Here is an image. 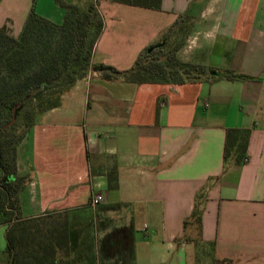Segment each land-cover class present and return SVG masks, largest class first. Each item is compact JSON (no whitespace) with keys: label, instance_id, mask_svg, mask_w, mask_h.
<instances>
[{"label":"crops","instance_id":"crops-1","mask_svg":"<svg viewBox=\"0 0 264 264\" xmlns=\"http://www.w3.org/2000/svg\"><path fill=\"white\" fill-rule=\"evenodd\" d=\"M33 8L64 21L55 0H2L0 28L19 37ZM99 11L94 64L132 68L184 16L182 61L250 78L136 85L91 71L18 148V174L31 178L22 216L54 232L60 264H189L196 242L216 264H264V0H162L161 10L101 1ZM229 130L249 133L244 163L224 171Z\"/></svg>","mask_w":264,"mask_h":264},{"label":"trees","instance_id":"trees-1","mask_svg":"<svg viewBox=\"0 0 264 264\" xmlns=\"http://www.w3.org/2000/svg\"><path fill=\"white\" fill-rule=\"evenodd\" d=\"M101 1L153 10H161L162 6V0H94L83 5L58 1L65 12L62 24L38 15L33 8L19 37L0 28V228H7L8 264H60L54 232L42 229L37 219L22 216L20 195L31 178L18 174V148L37 119L59 107L64 94L79 80L91 71L100 73L106 81L136 85H184L210 79L250 78L232 71L213 76L212 69L204 65L182 61L179 53L189 33L184 16H180L160 42L145 48L132 68L118 70L102 63L94 64V50L105 27L99 11ZM19 104L16 123L6 128ZM29 107L31 110L27 111ZM22 115L24 124L19 122ZM248 133L227 132L224 171L231 160L244 163V140ZM110 188H117L113 178ZM199 216L196 210L192 219Z\"/></svg>","mask_w":264,"mask_h":264},{"label":"rangeland","instance_id":"rangeland-1","mask_svg":"<svg viewBox=\"0 0 264 264\" xmlns=\"http://www.w3.org/2000/svg\"><path fill=\"white\" fill-rule=\"evenodd\" d=\"M55 1L64 2V0H55ZM30 110L31 109L29 107L27 111ZM19 122L20 124H24L25 117L23 115L20 117ZM0 178H1V172H0ZM195 248H196V253L193 254L194 256H192V259L190 260L189 264H216L213 261V255L211 254L212 253L211 246H205L204 244H201V242H196Z\"/></svg>","mask_w":264,"mask_h":264},{"label":"water","instance_id":"water-1","mask_svg":"<svg viewBox=\"0 0 264 264\" xmlns=\"http://www.w3.org/2000/svg\"><path fill=\"white\" fill-rule=\"evenodd\" d=\"M20 106H21V104L17 105V106L13 109V117H12V120H11V122L6 126V128L11 127V126H13V125L16 123V120H17V118H16V113H17V110H18V108H19Z\"/></svg>","mask_w":264,"mask_h":264},{"label":"built area","instance_id":"built-area-1","mask_svg":"<svg viewBox=\"0 0 264 264\" xmlns=\"http://www.w3.org/2000/svg\"><path fill=\"white\" fill-rule=\"evenodd\" d=\"M103 201L102 196L100 195H96L94 196V198L92 199V205L96 206L98 204H100Z\"/></svg>","mask_w":264,"mask_h":264}]
</instances>
